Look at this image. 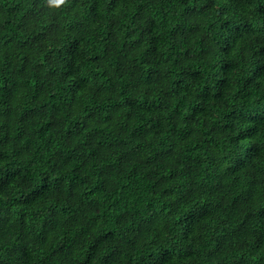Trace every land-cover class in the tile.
<instances>
[{
	"label": "trees",
	"instance_id": "obj_1",
	"mask_svg": "<svg viewBox=\"0 0 264 264\" xmlns=\"http://www.w3.org/2000/svg\"><path fill=\"white\" fill-rule=\"evenodd\" d=\"M0 264H264V0H0Z\"/></svg>",
	"mask_w": 264,
	"mask_h": 264
},
{
	"label": "snow or ice",
	"instance_id": "obj_2",
	"mask_svg": "<svg viewBox=\"0 0 264 264\" xmlns=\"http://www.w3.org/2000/svg\"><path fill=\"white\" fill-rule=\"evenodd\" d=\"M53 3H59L60 0H52Z\"/></svg>",
	"mask_w": 264,
	"mask_h": 264
}]
</instances>
